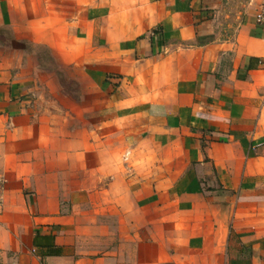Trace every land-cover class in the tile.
Here are the masks:
<instances>
[{"label":"crops","instance_id":"crops-1","mask_svg":"<svg viewBox=\"0 0 264 264\" xmlns=\"http://www.w3.org/2000/svg\"><path fill=\"white\" fill-rule=\"evenodd\" d=\"M261 12L0 0V264H264Z\"/></svg>","mask_w":264,"mask_h":264},{"label":"rangeland","instance_id":"rangeland-1","mask_svg":"<svg viewBox=\"0 0 264 264\" xmlns=\"http://www.w3.org/2000/svg\"><path fill=\"white\" fill-rule=\"evenodd\" d=\"M24 34V33H23ZM4 36L7 38L5 41L7 42H12L10 37L11 33L10 30L5 29L4 30ZM19 48L22 50L26 51L27 54H30L32 52H36L39 60L41 61L42 67H41V74L42 75H47V74H52V76H55L57 79L56 82L61 81L62 84L65 82V86L67 89H69L71 93H74V86L72 83H70L69 80H66L65 75L69 70H60V67L58 63L54 60L53 56L50 54V52L47 50V48L43 46H33L29 38H23L21 42L16 44ZM37 58V57H36ZM37 58V59H38Z\"/></svg>","mask_w":264,"mask_h":264},{"label":"built area","instance_id":"built-area-1","mask_svg":"<svg viewBox=\"0 0 264 264\" xmlns=\"http://www.w3.org/2000/svg\"><path fill=\"white\" fill-rule=\"evenodd\" d=\"M257 18L260 22H264V13L261 12L257 15ZM3 188H4V179L2 176H0V206H1V203H2V191H3Z\"/></svg>","mask_w":264,"mask_h":264}]
</instances>
